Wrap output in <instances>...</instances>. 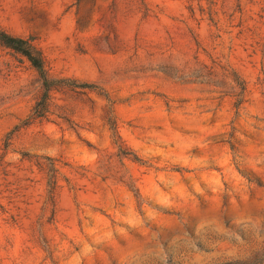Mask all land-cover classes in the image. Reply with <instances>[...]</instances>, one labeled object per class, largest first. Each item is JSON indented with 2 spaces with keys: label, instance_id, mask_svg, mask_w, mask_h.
Returning <instances> with one entry per match:
<instances>
[{
  "label": "rangeland",
  "instance_id": "374dc122",
  "mask_svg": "<svg viewBox=\"0 0 264 264\" xmlns=\"http://www.w3.org/2000/svg\"><path fill=\"white\" fill-rule=\"evenodd\" d=\"M0 264H264V0H0Z\"/></svg>",
  "mask_w": 264,
  "mask_h": 264
},
{
  "label": "trees",
  "instance_id": "16d2710c",
  "mask_svg": "<svg viewBox=\"0 0 264 264\" xmlns=\"http://www.w3.org/2000/svg\"><path fill=\"white\" fill-rule=\"evenodd\" d=\"M0 43L25 56L38 70L43 78V85L45 88L44 100L46 101L49 90L51 89V81L47 76L44 58L41 52L34 45L32 39L14 36L6 31L0 30Z\"/></svg>",
  "mask_w": 264,
  "mask_h": 264
}]
</instances>
